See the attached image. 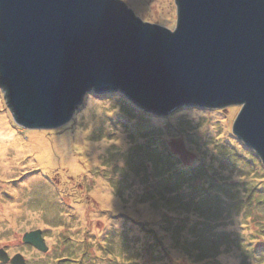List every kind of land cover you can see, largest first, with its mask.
Wrapping results in <instances>:
<instances>
[{
	"label": "rangeland",
	"instance_id": "obj_1",
	"mask_svg": "<svg viewBox=\"0 0 264 264\" xmlns=\"http://www.w3.org/2000/svg\"><path fill=\"white\" fill-rule=\"evenodd\" d=\"M124 1L174 29V0ZM122 96L91 91L65 129H30L13 122L0 89V120L9 133L1 137L3 158L15 163L0 170V248L28 264H264V215L244 190L264 186V165L232 132L240 106L184 104L161 115L132 102L127 113L132 108ZM148 125L160 131L149 134ZM80 131L86 144L57 146ZM156 133L157 143L149 137ZM42 138L49 155L41 153ZM68 149L77 169L64 156ZM238 153H248L255 173L243 172L247 159L235 161ZM186 168L197 171L192 180ZM14 198L18 206L7 208ZM35 228L46 251L22 240Z\"/></svg>",
	"mask_w": 264,
	"mask_h": 264
},
{
	"label": "water",
	"instance_id": "obj_2",
	"mask_svg": "<svg viewBox=\"0 0 264 264\" xmlns=\"http://www.w3.org/2000/svg\"><path fill=\"white\" fill-rule=\"evenodd\" d=\"M174 29L124 0H0V89L15 123H67L89 92L166 115L239 105L232 132L264 165V0H174ZM24 243L46 251L41 228ZM0 260L28 264L0 248Z\"/></svg>",
	"mask_w": 264,
	"mask_h": 264
},
{
	"label": "bare ground",
	"instance_id": "obj_3",
	"mask_svg": "<svg viewBox=\"0 0 264 264\" xmlns=\"http://www.w3.org/2000/svg\"><path fill=\"white\" fill-rule=\"evenodd\" d=\"M5 121L3 120H0V170H7V169H13L15 168L14 167V162L12 161V159L10 160H5V158H3V155L4 153L2 152V150L4 149V147L1 145V137L5 138V136H7L9 133H6L7 131H3L5 129ZM72 135L71 132L69 133H66L65 135L62 136V138L58 139L57 140V146L59 148H67L66 144L65 143H71V142H77L81 145H84L87 143V141L85 140V137H86V132L84 131H80L79 133H77L76 137L72 140ZM9 137V136H7ZM59 142H62V143H59ZM39 144H42V147L40 148L41 149V153L42 154H45V155H49L51 149H49V146H48V141L45 139V138H42L41 142H39ZM20 145V144H18ZM31 148V149H30ZM28 151H35L32 147H28L27 148ZM27 151V150H26ZM64 156L67 158V162L70 166V168L72 169H77L78 166H80L78 164V166L76 165V163L78 162V160L76 158L73 157L70 149L66 150L65 153H64ZM22 161L19 163L20 165H22ZM51 164V162H50ZM61 165H66L65 169L68 170V171H71V169L69 168V166L65 163H60ZM36 166V164H30L29 167H26V168H31V167H34ZM63 183L66 184L67 187H70V185L67 184V181H63ZM18 201L14 198L13 201L11 202H6L4 204H6V207L9 208V209H14L18 206Z\"/></svg>",
	"mask_w": 264,
	"mask_h": 264
},
{
	"label": "trees",
	"instance_id": "obj_4",
	"mask_svg": "<svg viewBox=\"0 0 264 264\" xmlns=\"http://www.w3.org/2000/svg\"><path fill=\"white\" fill-rule=\"evenodd\" d=\"M123 97V96H122ZM125 97V96H124ZM123 97V98H124ZM126 98V97H125ZM125 101L127 102V103H129L128 104V106H130V108H132V107H134L133 105V103L130 101V100H128V99H125ZM132 106V107H131ZM135 108V107H134ZM126 111H127V113L128 112H133V108L131 109V111L129 110V109H126ZM75 112H76V110H75ZM13 122L15 123V121L13 120ZM148 132H149V134H150V132L152 131V130H155V131H157V132H159L160 130H158L157 128H155V127H153V126H151V125H148ZM33 129H35V128H33ZM60 129H65V126L63 125V126H60ZM149 136V135H148ZM150 137V139H152V140H154L156 143H157V140H159L160 138V136H159V133H156V136L155 137H153V136H149ZM240 144L242 145V143L240 142ZM160 149V148H159ZM162 149H165L166 151H167V149H166V147H164V148H162ZM248 154V153H247ZM247 154H246V156L245 155H243L242 153H238V154H235L236 155V159H235V161H237L239 158H240V156H242V157H245L246 159H247ZM224 160L226 159V156L224 155V158H223ZM254 159H256L257 160V158H255L254 157ZM256 162V161H255ZM257 162L261 165V163L259 162V160H257ZM251 163H253L254 164V161H251V159H247L246 160V164H247V166H248V170H244L243 172H245V173H250V172H252V173H255L256 172V170L255 169H253V168H251L249 165H251ZM261 172L263 173L264 172V170L263 169H261ZM186 173L188 174V177H189V180H192L193 179V177H190V176H192V174H196L197 175V171L196 170H190L189 168H186ZM258 173H260L259 171H258ZM259 176L261 177L262 175L261 174H259ZM263 178H264V174H263V176H262ZM262 178V179H263ZM244 190L246 191V192H250V194L248 193V195L250 196V199L248 200V202H249V204H251V203H253L254 201H256L257 202V209L259 210V214H263L264 215V186H262V188H259V187H256V185H250L249 187H245L244 188ZM251 194H257V195H260L259 197H257V198H254V196L253 195H251ZM203 251L205 250V248H203L202 249Z\"/></svg>",
	"mask_w": 264,
	"mask_h": 264
}]
</instances>
